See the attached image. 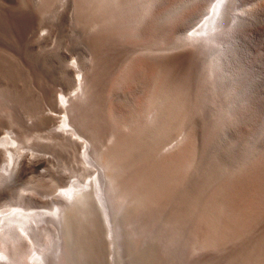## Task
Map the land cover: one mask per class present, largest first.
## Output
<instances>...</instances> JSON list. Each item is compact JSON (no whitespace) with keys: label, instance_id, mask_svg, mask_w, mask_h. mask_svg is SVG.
Segmentation results:
<instances>
[{"label":"rangeland","instance_id":"obj_1","mask_svg":"<svg viewBox=\"0 0 264 264\" xmlns=\"http://www.w3.org/2000/svg\"><path fill=\"white\" fill-rule=\"evenodd\" d=\"M97 1L0 0V102L2 104H0V108H6L2 112L0 111V133L3 135L11 133L16 138L17 143L23 145V152L33 153L37 155L35 156L37 159L41 158L47 164L46 171L24 168L15 173V177L13 176L7 182L8 185L5 182L2 186L1 181L0 211L26 208V210L35 209L49 212L54 207L52 206L54 205L53 198L56 195L54 193L62 191L73 178V181L82 182L81 179L84 178L85 181L90 177L92 169L91 171L88 170L90 173L88 171L85 173L82 163L78 159L76 161L74 157H70L73 156L71 151L68 147H63L56 137L58 134H55L57 132L55 128L58 126V121H53L48 117L50 110L54 109V107H50L53 106L51 104L53 101L50 100H54L55 96H60L62 92L68 94L73 91V76L67 72L66 68L77 61L78 63H76L82 69L81 72L94 76L95 80L93 79V81L96 83L98 81L95 88H99L95 90L94 97L91 96L95 100L90 103L92 100L90 98L87 101V107L85 106L87 109L86 111L84 109L85 112L82 115L83 126L80 130L85 139L95 142V147L101 151L109 148L111 144L113 146L114 141L121 138L125 147L131 153L133 152V159L129 164L124 165L125 169L133 170L139 165L138 162H141V165H144L147 170L145 171L140 165L141 168L139 167L138 170L137 167L136 172L134 171V174H138L137 172L140 171V176L131 174L133 173L132 170L129 174L132 175V178L136 176V178L144 181L151 191L155 189L154 184L158 180L160 182L161 179V183L157 182V187L166 181L164 179L166 177L162 178L161 175L163 171L160 170L163 159L178 152H180L181 176H177L178 178L168 176L171 186L176 184L174 183L175 180L178 183L173 186L175 189L171 186L166 187L168 192L170 191V194L174 195L171 197V195L167 196L166 194L167 200H173H171L172 203L167 201V204L165 199L164 203L167 206L157 205V207H164V210L155 208L154 211L156 204L148 202L145 205L146 209L143 210L145 213L140 215V219H138L137 213L141 208L143 209L145 203L139 205L133 202L131 207L128 206V209H124V212H122L123 209L119 211L121 216L118 215V217V212L115 213V220L119 223L124 235L122 240L124 248L122 247L120 251V246L118 247L120 244L116 238H114V244L109 245L110 241L105 234L106 231L100 218L96 213H91L95 209V202L92 196L88 195L84 199V204L77 207L75 212L71 214L68 224H66L64 231L65 246L70 256L66 255L64 264H117V262L118 264H172L173 262L167 259L170 255L163 256L162 254H164L163 252L175 253V250L177 253L171 255L174 256L173 258L177 257L174 259L179 261L178 263L174 261L177 264H264V158L257 165L258 170L256 172L252 168L255 163L254 159L260 155L264 157V147H261L258 155H252L255 150L253 148L254 140L258 139L257 144L263 143L259 137H261L262 126L264 125V51H261L262 47L264 50V21L259 19L256 27L254 26L255 29L252 28V32L250 31V34L252 33L254 36L251 34L252 36L247 38L248 46L251 48L250 53L248 52L250 54L248 59L255 71L258 72L255 80L257 90L262 95L263 105L260 108V113L251 123L243 124L244 127L234 128L235 131L233 129L230 133L232 137L230 141H220L219 157L215 158L211 133L213 129V105L210 59L207 55L195 53V56L194 53H190L189 56L194 54V57L192 55L191 58L187 59V55L182 62L170 60L174 55H180L179 52H186L187 49L182 50L180 48L181 51L177 47L182 41L180 37L194 30V27H198L200 22L206 18L204 11L210 0H208L209 2L207 0H126L128 4H123L126 11L122 9V12L116 8V0L113 6V21L108 19L107 13L104 14L105 10L102 6H98ZM121 1L123 0L118 2ZM260 5H263L262 10L260 7L258 8L259 11L253 10L258 18L264 15L261 13L264 12V4L261 3ZM101 8L104 10L103 12H101ZM97 11L99 16L95 13ZM103 14L107 21L102 17ZM104 22H109L108 24L114 22V25L110 24V28L108 26V32L105 29V34L103 31L107 26L104 27ZM257 25H263L260 27L261 31L258 30L259 26ZM100 29L105 39L102 38ZM40 33L46 36L39 38ZM108 33H113L111 35L113 37L109 36ZM252 37L256 38L250 40ZM109 38L111 42H109ZM261 43L263 44L261 45ZM103 53L107 58H103ZM145 54L150 55L148 58L155 55L157 60L160 57L166 58V61L160 59L163 63L166 62L164 63L165 67L160 64L164 68V72L161 71V66H159L161 69L156 67V65L158 66L157 60L152 56V60L149 59L153 61V63L151 62L152 65L150 64L151 68H148L150 65L145 67L146 71L147 68L149 71L144 72L145 69H142V66L136 65L144 70L143 72L140 70L138 73H142L140 75L147 73L143 76H147L148 79L139 76L136 72L139 68H134V58L138 60V55L139 59L143 55L144 58L143 56L141 58L146 59ZM132 63H134L135 73L140 78L146 79L148 83L147 81L146 85L144 82L140 83L144 80L140 78L135 80L138 76L135 77L134 73V77L131 78V75L130 80H128L130 81L129 86L134 84V87H129L128 90V82L124 80L129 67H132ZM138 63L141 64L142 62L138 60ZM154 67L159 69L158 76L162 74L163 78L160 76L162 80L157 79V71L154 70ZM133 80H135L134 83ZM157 80L158 82L160 80L161 87L164 83L163 92H159V86L155 83ZM124 95L129 98L126 100L125 97H122ZM129 100L133 101L132 103L135 101L140 103L135 102L134 105L129 103L131 102ZM128 104L129 106L134 105L135 108L141 104L138 108L139 111L136 108L138 114L135 115L137 116L130 117L127 114ZM3 106L5 107L3 108ZM113 107L114 110H112ZM95 124L98 126L97 129L94 127ZM51 136H54L56 140ZM115 138L116 140H114ZM21 139H26V143ZM66 155L68 156L66 157ZM67 160L71 163L70 165ZM1 162L0 165H3L4 163L1 164ZM56 162L59 163V167ZM48 164L52 165L53 168ZM72 164L74 166L71 169ZM60 165L65 168L61 169ZM153 165L155 166L154 171L152 170L154 169ZM81 170V173H77ZM43 172L46 173L45 178L47 180L39 177ZM142 172L147 173L142 175ZM14 178L17 179H15L16 182ZM12 180L15 184L11 182ZM224 182L228 185L225 188H223ZM37 183L39 186L35 185ZM34 187L36 191L31 192L35 190ZM39 187H42L43 193ZM217 190L219 192L222 190L218 196L220 197L218 200L220 204L218 218L210 213L212 212L210 209L214 200V192ZM134 197L133 195L132 199ZM153 204L155 205L153 206ZM175 210L177 211L174 212ZM146 215L151 216V220ZM154 216L156 222L160 218V223L153 226L160 228L161 224L164 230L158 228L159 232H157V228L149 223L153 230L151 229L148 222L155 223ZM168 220L169 222L172 221L170 223L172 227L174 224L176 227L178 225V229L174 226L173 230L175 235L181 231L180 237L172 234V230L167 229L168 232L165 231L166 228L163 223L166 224ZM174 221L180 222L174 223ZM169 222L166 226H170ZM148 225L155 232L154 234L159 233L163 237H160V241L155 240L154 242V239L159 235L154 236V239L149 237L153 234L150 233ZM128 226L129 228H126ZM161 229L163 228L161 227ZM129 231L135 233L134 237H132L133 233L130 234ZM144 233L148 234V237L142 236ZM128 236L132 238H128ZM137 236L138 238H136ZM191 236L192 238H190ZM146 237L150 241L153 239V242L150 244ZM162 239L163 242H161ZM168 241L173 242L174 246ZM142 243L145 245L143 249L141 248ZM166 244H170L173 248L167 247ZM174 247L178 248L175 249ZM111 248H115L113 252ZM178 249H180L179 252ZM113 256L116 258L113 259ZM115 259L117 261L113 262ZM111 260L113 261L111 262Z\"/></svg>","mask_w":264,"mask_h":264},{"label":"bare ground","instance_id":"obj_2","mask_svg":"<svg viewBox=\"0 0 264 264\" xmlns=\"http://www.w3.org/2000/svg\"><path fill=\"white\" fill-rule=\"evenodd\" d=\"M115 1L116 0H100V1H97L99 3L98 6H100V7L102 6V8L106 11L105 12L101 8V12L104 11V14L107 13L106 16L108 15V19L113 18L112 17L113 13H114L113 12V6L115 5L114 4ZM118 1H120V0L116 1L117 2L116 8L121 12H122V9H124V11H126L125 8H123L124 7L123 4H128L127 1H129V0H127V1L123 0V1H121L122 3L118 2ZM207 2H209V1L207 0ZM261 3L264 4V0H210V2L207 3L206 9L204 11L206 14V18H204L200 22L201 24L198 25V27L197 26L194 27L195 28V29L193 28L194 30H192L189 33H186L182 37H180V40H182V41L178 44L177 47L179 49L182 48V50L187 49L186 52L185 51H184L185 53L179 52L180 55L176 54V56L175 55L173 57L170 56L171 57L170 60H172V62L173 61L182 62L186 59L187 55H188L187 59L190 57L189 56L190 53H194V54L196 53L197 55H201V54L207 55L210 59L211 96H212V105H213V108H212L213 109V113H212L213 114L212 115L213 116V129H212L211 133H212V137H213L212 141H213V147H214L213 150H214V157L215 158L219 157V148H220L219 143H220V141L221 142L222 141H224V142L230 141V139L232 138L230 136V133L233 131V129L239 128L240 126H243V124L251 123L256 118L257 114L260 113V108L263 105L262 104L263 99L261 98L262 95H260V93L258 92L259 90H257L256 80H255L256 73L258 75V72L255 71V68L253 67L252 63H250V61L248 59V58H250L249 57V55H250L249 51L251 50V48L248 46V43H247V38L252 34V33L250 34V31L252 30V28H254V26L259 21V19L264 21V15H263L264 12H261L263 16H261V18H258V16H256L255 12L253 11L254 9L258 10L259 7L261 8L263 6V5L262 6L260 5ZM118 5H120V6H118ZM249 5H251V6H249ZM262 9L263 8H261L260 10H262ZM92 12L94 13L93 9H92ZM115 12H117V11H115ZM95 13L97 15L98 11ZM104 14L102 17H104V19L106 20ZM119 14H121V13H119ZM101 15H102V13H101ZM116 15H118V14H116ZM98 16H99V14H98ZM108 21L110 22V20H108ZM112 21H113V19H112ZM105 22L103 25H104V27H106V26L107 27L106 28L103 27L104 28V31H103L104 34H105V29L107 31L108 26L110 28V24L112 25L114 23V22H112V23L108 24L109 22L108 23H105ZM257 26H259V25H257ZM262 26L261 25L259 26V29H258L259 31H261L260 27H262ZM99 27H101V26H99ZM111 27L113 28V26H111ZM101 29L99 30V32L103 30V29L102 30ZM110 32H111V30H110ZM100 33L102 34V32H100ZM104 34H102L103 35L102 38H104ZM108 34H106V36H108ZM111 35H113V33L109 34V36H111ZM261 35H262V32H261ZM45 36L46 35L42 33L39 36V38H44ZM111 37H113V36H111ZM256 37H254V38L252 37V39H250V40H254ZM110 38H109V42H111ZM258 39L260 40V38H258ZM262 44L263 43H261V45ZM260 47H262V46H260ZM147 50H145V51H147ZM156 50H158V49H156ZM261 51H264L263 47H262ZM194 54H191V57H192V55L194 57ZM196 54H195V56H196ZM261 54H262V52H261ZM103 55H104L103 56V58H104L105 54L103 53ZM148 56H150V55H148ZM148 56L146 55V59H142L141 57L139 59V55H138V60L140 62H142L143 64L138 63V60H135V58H134L135 66L133 65L134 63L131 64L132 67H129L128 73L126 74L127 76L125 77V80H124L125 82H128L127 83L128 90L130 89L129 87H132L134 85V84L133 85L131 84L132 86H129L130 81H128V80H130L129 78L131 75H132L131 78L134 77L133 74L135 73L136 70L133 69V66H134V68L135 67L139 68V65H140V67L142 66V69H145V71L142 70L141 68H139V70L137 69L136 72H137V74H139V76L146 75L147 73H143V75H140L142 73H138V71L140 72V70H142L141 72H143V71L147 72V71H149L148 68H151L153 61H150V60H152L151 58L153 55L150 58H148ZM163 57H165V56H163ZM261 57L263 58V55ZM105 58H107V57H105ZM143 58H144V56H143ZM161 58L162 57H160L159 60H157V58H155V60H157V64H158V66L156 65L157 68H159V66H161V65L162 66L164 65L163 67H165L164 63H166V62L163 63L162 60L164 58H162V60H160ZM163 61H166V58ZM76 62H73L72 64H70L66 68L67 72H69L73 76V91L71 93H68V94L62 92L60 94V96H58V97L55 96L54 100H50V101H53V102H51V104H53V106H50V107H54V109L50 110V115H48V117H50L53 121H58V126H56V128H55L56 129L55 131H57L55 134H58V136H56V137H58V142L63 147L64 146L68 147V149L72 153L71 155H73V156H70L71 158L74 157L76 159V161L78 159L82 163V167L85 170V173H86V171H88V170L91 171V169H92V172H91L92 175L90 174V177L85 181H84V178H83V180L81 179L82 182L73 181L74 180V178H73V180L70 181L69 183L66 182L68 184L65 186V188L63 190L61 189L62 191L54 193V194H56L55 196H54V194H52L54 196V198H53V200H54L53 204L54 205H52V206H54V207L51 209V211L49 210V212L44 211V210H35V209L34 210H26V208H23V209L13 208V209H10L7 211H2V212L0 211V264H64L66 255L68 254V257L70 256L69 253L67 252V248L65 246V240L66 239H65L64 231H65L66 224H68L70 217H71V214L73 212H75L77 207H80L81 205L84 204V201H85L84 199L88 195H91L94 202H95V209L91 213H96L98 215V217L100 218V221H101V223H102V225L106 231L105 234H107V237L110 241L109 245H113L114 244V238H116L120 244V245H118V247L120 246V248H119V251H120V249L122 247L124 248V246H123L124 244L122 245V240L124 239V235L122 234L121 227H120L119 223L117 222V220H115V213L118 212L117 216L120 215L121 213L119 214V211H121V209H123L122 212H124V209H126V208L128 209V206H130V205L132 206L133 202H136L139 205H143L145 203L143 205V209L139 208L140 210L139 211L137 210L138 213L136 212L139 215V218H138V216H137V218L140 219V215L142 216V214L145 213L143 210L146 209L145 205H147L148 202H152V203L156 204V207L154 206L155 204H153L154 211H155V208L157 210H159V208H161V207H157V205H159V206L160 205L161 206L166 205L167 206V204H168L167 201H169V200H167L166 197L170 196V195L172 197L174 195V194H170L171 192L170 191L168 192V189L166 187L171 186L170 182L168 181V179H169L168 176L169 177L181 176V171H180L181 169L179 166L180 152L163 159L164 161L160 165L161 168L160 167L159 168H160V170L163 171V172H161L162 173L161 175L163 177L162 176L161 177L164 178V176H165L166 178H164V179H166V181H163L164 184H161V186H159V187H157V185H156V184H158L157 182H159V180H158L159 178L157 179L158 181L156 182V184H154L155 182L153 181V184L156 187H155V189H153V191H151L145 185L144 181H142L140 178H136V176L139 175L141 172L139 171V172H137L138 174H134V171L136 172L137 167L139 170L141 162H138L139 165H137L136 167H134L135 164H134V166H131V167H134L133 170L130 168H128V169H130V171L126 170L127 168L125 169L124 165L127 163L129 164V162L132 161V159H133L132 158L133 152L131 153V151H129L125 147V143H124V141L121 140V138H119L117 141H114L115 144L113 146L111 144L112 147L109 145L110 146L109 148H106L105 150L99 151L95 147L96 146L94 144L95 142H93L87 138L85 139V137L81 134L80 129L83 126L82 115L84 114L83 112H85L87 109V108L85 109L86 103L90 98L92 99V100H90V103H91V101L93 102L95 100L91 96H93L94 93L96 92L95 90L99 89V88H97V87L95 88V84L97 85L98 81H97V83L93 81L94 76L92 77V76H90L91 74L89 75V74L82 73L81 72L82 69H80L79 65L77 64L78 62L77 63ZM137 64H139V65L136 66ZM143 65H144V67H143ZM148 65H150V66L148 67ZM146 66L148 67L147 71L145 68ZM161 67L159 69H161ZM163 67H162L161 71L164 70ZM84 68H86V67H84ZM157 68L155 69V67H154V70L157 71L156 72L157 73L156 74L157 79L160 78L162 80V78H163L161 76L162 74H160V76L162 78L160 76H158L159 75V72H158L159 69H157ZM261 70H263V69H261ZM161 71H160V73H161ZM137 74L135 73V77L138 76ZM139 76L136 77L135 80H138L137 78H140ZM144 78L148 79L147 76H145ZM144 78L141 77L140 79H144ZM140 79H139V81H140ZM135 80H133V83ZM146 81L147 80L144 79V80L140 81V83L144 82L146 85L148 83V81H147V83H146ZM159 82H160V80H159ZM159 82H158V80L155 82L156 85L159 86L158 89H160V91L159 90L158 91L163 92L164 83H162L163 86L161 87V84H159ZM161 82H163V81H161ZM125 85H126V83H125ZM156 85H155V89L157 90ZM132 90H133V88H132ZM2 93H3V91H2ZM97 93H98V91H97ZM129 93L131 94L132 92H129ZM51 97H53V96H51ZM122 97H125V99L129 98V97H126L125 95ZM5 98H6V96H5ZM123 99L124 98H122V100ZM131 100H132V97H131ZM131 100H129V101H131ZM132 102L133 101H131L129 103L135 105L136 101L134 103H132ZM90 103H89V106H90ZM136 103H140V102H136ZM0 104H1V102H0ZM51 104H49V105H51ZM126 105L127 104H125V106ZM134 105L129 106V104H128L129 107H128L127 114L130 115V117L137 116L135 114H138L137 110L141 104H139V106L137 105L138 106V107H136L137 110H136ZM4 107L5 106H3V108ZM126 107H125V109H126ZM121 108H122V106H121ZM0 109H2V108H0ZM4 109H6V108H4ZM4 109H2L0 111L2 112ZM84 109H85V111H84ZM112 110H114V107ZM125 113H126V110H125ZM4 114H5V112H4ZM97 125H98V123H97ZM97 125L96 124L94 125V127H96V129L98 128ZM262 127H263V130L261 133V137H259V138L264 143V140H263L264 139V125ZM19 129L21 130V128H19ZM24 129H22V130H24ZM234 131H235V129H234ZM24 134H26V133H24ZM120 134H121V132H120ZM18 137H20V136L18 135ZM51 137L55 138L54 136H51ZM116 138H117V136H116ZM116 138L114 140H116ZM260 139H259V141H260ZM21 140H23V139H21ZM25 140L26 139H24L23 142ZM55 140H56V138H55ZM254 142L255 143L253 145L254 146L253 148L255 150L253 152L252 151L251 152H252L253 156H256V155H258V152L261 151L260 150L261 147H264V145H263V143L257 144L258 139L256 141L254 140ZM25 143H26V141H25ZM22 146H23L22 144L17 143L16 138L11 133H6L4 135L2 133H0V162L3 161V162H1V164L4 163L3 165H0V177H1L0 179H2V180H0V182L2 181V183H1L2 186L5 182H6V185H8L9 183L7 184V182L10 181V179L15 175V173L19 170L22 171V169H24V168H27V169L30 168L32 170L33 169L34 170H45V169H47L46 168L47 164H46L45 160H43L41 158L37 159L35 157L37 155H34L33 153L23 152L24 150L22 151ZM36 153H37V151H36ZM60 153H61V149H60ZM67 154H68V152H67ZM137 154H138V152H137ZM55 155H57V154H55ZM252 155H250V156H252ZM67 156L68 155H66V157ZM63 157H64V154H63ZM263 158L264 157L260 155L259 157L254 159L255 163L252 166L254 172H256L258 170L257 165L263 161ZM48 159H50V158H48ZM48 159H47V161H48ZM73 161H75V160H73ZM67 162L69 163L68 160H67ZM146 162H147V160H146ZM58 164L56 162V165H58ZM70 164L71 163H69V165ZM146 164H145V166H147ZM56 165H54V166H56ZM62 165H65V164L62 163ZM69 165L66 164V166H69ZM48 166H52V165L48 164ZM72 166H74V165L73 164L71 165V167H70L71 169H72ZM75 166H76V164H75ZM58 167H59V165H58ZM142 167L144 168V165ZM151 167H152V165H151ZM153 167H154V169H152V170L154 171L155 166L153 165ZM52 168H53V166H52ZM60 168L64 169L65 167L62 168L60 165ZM143 168H142V170L145 169V168L144 169ZM131 170L133 171V173H131ZM146 170L147 169H145V171ZM64 171H63V173H64ZM74 171H76V170H74ZM81 172H82V170L80 172H77V173H81ZM147 172H145V173L142 172V175L143 174L145 175ZM155 172H154V174H155ZM54 173H55V171H54ZM70 173H72V172H70ZM129 173L134 174L136 176H133L134 178H132L131 177L132 175L130 176ZM216 173H217V170H216ZM45 174L46 173L43 172V173H41V175L39 177L43 179L46 177ZM158 174H159V172H158ZM77 175H79V174H77ZM15 179L16 178H14V180ZM16 180H15V182H16ZM36 181L37 180H35V182ZM175 181H174V183L177 184L178 182H175ZM11 182L13 183V180ZM160 183H161V179H160L159 184ZM13 184H15V183H13ZM176 184H174V185H176ZM35 185L39 186L38 183ZM180 185H178V186H180ZM53 186H56V185L53 184ZM173 186H171V187H173ZM178 186H177V188H178ZM226 186H228V185L224 182L223 188H225ZM35 187H34L35 190L31 191V192L36 191ZM44 187H45V185H44ZM39 188H41V192L43 193L42 187H39ZM223 188H221V189H223ZM166 189H167V192H166ZM173 189H175V187H173ZM3 190H5V189H3ZM37 190L40 191V189H37ZM1 191H2V189L0 190V193H1ZM221 191L222 190H220V192ZM220 192H219V190L214 192V196H213L214 200H213V203H212V206L210 209L212 211L210 213H213L215 216H217V218L219 216L218 213H219L220 204L218 203V200L220 197H218V196L220 195ZM19 193L23 194L21 192H19ZM173 193H175V191H173ZM20 194H18V195H20ZM166 194H167V196H166ZM133 195L135 196L134 199H132ZM24 196H25V194H24ZM30 199L33 200V198H30ZM165 199H166L167 204L164 203ZM173 199L175 200V197H173ZM26 201H29V200H26ZM172 201H171V203H172ZM51 202H52V198H51ZM136 203H134V204H136ZM43 204H45V203H43ZM32 207H33V205H32ZM139 207H142V206H139ZM46 208L48 209V207H46ZM176 208H177V205H176ZM47 209H45V210H47ZM161 209L164 210L165 208L163 207ZM140 211L142 212L141 214H140ZM151 211H153V210H151ZM176 211L177 210H175L174 212H176ZM143 217H145V215H143ZM135 218H132V219H135ZM149 218L151 220L152 217L149 216L148 219ZM153 218L155 219V216ZM161 218H163V217H161ZM177 218H178V215H177ZM158 219L159 220H157V222H156V219L154 220L155 221V223L153 222L154 224L151 223L152 221H149L148 224L150 223L152 226L155 224L157 225V223H160L159 222L160 218H158ZM164 219H166V218H164ZM174 219L177 220L176 218H174ZM140 221H143V220H140ZM145 222H147V221H145ZM168 222H169V220H168ZM168 222L166 224H165V222L163 223L165 225V228H166L165 231L167 229L172 230V234L175 235V231L173 230L174 229L173 227L174 226L176 227V225L174 224L172 227V225L170 224V223H172V221H171V222H169L170 226H166L168 224ZM176 222L179 223L180 221H174V223H176ZM131 225L134 226L133 224H131ZM149 225H148V227H149ZM151 225H150V227L152 229ZM158 226H159V224H158ZM150 227H149V229H150ZM153 227L157 228V232H159L158 231L159 227H156V226H153ZM161 227L163 229H161ZM167 227H169V228H167ZM177 227H178V225H177ZM126 228H129V226ZM151 229H150V231H151L150 233L153 235H150V233L148 232L150 235L149 237L154 239V236L156 237V235L157 236L159 235V237H156V239H154V242H155V240L160 241V239L163 237L160 236L159 233L154 234L155 232H153L152 231L153 229L152 230ZM159 230H164L163 225L161 226V224H160ZM147 231H145V232H147ZM167 232H168V230H167ZM176 232H177V230H176ZM180 232L178 234H176L175 236L181 234ZM68 233H69V231H68ZM131 233H133L132 237H134L135 233L130 232V234ZM127 234H128V232H127ZM144 234L143 235L141 234V235L148 237V234L147 235L146 234L144 235ZM70 236H71V233H70ZM175 236H174V238H175ZM192 236L190 238H192ZM132 237L128 236V238H132ZM147 237H146V240H148ZM178 237H180V235ZM136 238H138V236ZM139 238H140V234H139ZM153 239H151L152 241L148 240V241H150V244H151V242H153ZM133 240H134V238H133ZM136 241H138V240H136ZM163 241L164 240L162 239L161 242H163ZM168 242H166V243L168 244ZM140 243H141V241H140ZM140 243H139V247H140ZM146 243H149V242H146ZM169 243L173 244V242H169ZM159 246H160V244H159ZM168 246H170L169 248H171V247L173 248L174 244H173V246H171L170 244L167 245V247ZM141 248L142 249L145 248V245L143 244ZM177 248H175V249H177ZM113 249H115V248H113ZM113 249L111 250L112 252H113ZM168 250H170V249H168ZM173 250H171V251H173ZM166 251H167V249H166ZM176 251L177 250H175V253H177ZM179 251H180V249H178V252ZM121 252H123V251H121ZM162 252H161V254H162ZM163 253L165 254L166 252H163ZM172 253L173 252H170V254L166 253V255H164V254H162V255L163 256L170 255L167 257L168 261H171L174 264L176 263L174 261H177V263H178L179 261L177 259L174 260L177 257L173 258L174 256L172 257V255H171ZM175 253H173V255H175ZM114 257L116 258V256H113V259H114ZM75 261H76V259H75ZM112 261L113 260H111V262ZM116 261H117V259H115V261H113V262H116ZM112 264H114V263H112ZM117 264H118V262H117Z\"/></svg>","mask_w":264,"mask_h":264}]
</instances>
